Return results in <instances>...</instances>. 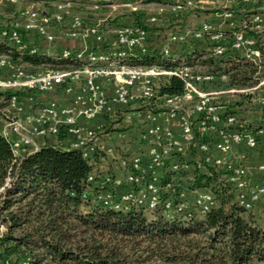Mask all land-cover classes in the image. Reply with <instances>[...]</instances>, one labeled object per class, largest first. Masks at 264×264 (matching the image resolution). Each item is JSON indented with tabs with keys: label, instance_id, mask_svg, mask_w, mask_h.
<instances>
[{
	"label": "trees",
	"instance_id": "1",
	"mask_svg": "<svg viewBox=\"0 0 264 264\" xmlns=\"http://www.w3.org/2000/svg\"><path fill=\"white\" fill-rule=\"evenodd\" d=\"M144 1L164 3V0ZM236 10L232 9L233 15L237 14ZM256 13H242L244 29L234 27L222 33L229 40L228 47L235 31L244 30L253 35L262 53L261 69L237 51L229 50L224 56L215 57L209 43L204 41L206 47L199 48L201 41H192V37L182 44L171 42L183 48L180 53L163 56V49L135 53L122 63L164 69L187 66L194 73L214 76L213 84L205 86L209 89L254 87L264 78V41L261 33L249 30L248 22ZM132 15L131 25L142 27L148 34L155 33L156 29L143 24L142 14ZM29 33L32 32L22 31L23 48L0 40V56H6L13 66L33 73L79 69L88 64L85 59L62 57L60 52L57 55L39 50L32 52L25 45ZM32 34L35 43L42 41ZM154 91L158 97L185 93L184 84L174 76L162 80ZM257 94L225 95L216 99L214 105L224 107L220 115L223 122L228 116L236 118L239 131H264L262 109L261 121H246L245 114ZM11 95L0 92V109L8 106ZM122 116L117 113L114 117H104L105 125L97 134L111 133V126L121 123ZM191 122L193 141L186 152L195 159L187 161L183 153L165 161L160 171V202L152 210L135 204L127 209H116L96 201L98 188L88 182L89 175H114L109 168L108 153L97 145L84 157L83 149L60 144L65 137L59 135L54 144L16 154L10 141L0 134V264H264L261 210L254 206L243 207L238 201L240 191L228 180V173L202 160L195 148L209 144V140L199 133L197 119L192 118ZM137 128L116 130L130 134V130ZM123 135L118 142H123ZM112 149L116 155L113 161L127 162L129 155L123 149L119 146ZM103 162H108L105 170L101 169ZM173 162L186 168L172 171ZM134 189L137 190V186ZM195 191L209 193L212 197V207L205 214L196 211L175 214L166 209L169 201L177 206L180 192L192 194Z\"/></svg>",
	"mask_w": 264,
	"mask_h": 264
},
{
	"label": "built area",
	"instance_id": "2",
	"mask_svg": "<svg viewBox=\"0 0 264 264\" xmlns=\"http://www.w3.org/2000/svg\"><path fill=\"white\" fill-rule=\"evenodd\" d=\"M109 0H96L89 4L93 12L100 10ZM135 1H128L123 7L131 12L138 11ZM250 0H235L239 4H247ZM16 3L17 0H10ZM215 0H207L214 3ZM191 3L177 4L171 7L173 11L182 12ZM59 14L55 17L43 15L35 11L32 6L23 12V22L14 23L10 27L0 26V40L12 44L16 48H23L22 31L32 32L47 43H54L56 35L50 30L51 23L61 21L68 14L67 5L57 2L55 5ZM164 12L158 6L157 15L147 20L152 25L158 21V15ZM224 17L233 20L232 12H225ZM109 15H105L97 24L86 26L80 15L70 17V26L67 35L76 38L79 35L93 36L98 48L87 55L83 51L64 48L60 51L62 57L85 59L87 65L79 69L66 71H40L30 72L22 67L13 66L6 56H0V92L12 93L8 106L0 109V134L8 139L13 151L23 153L36 149L35 136L62 135L69 141L72 148H81L84 157H88L94 150L97 132L102 128L84 129L79 120L92 121L99 115L114 117L122 113L123 123L141 125L139 141L145 147L143 155H137L127 162H122L124 167H129L123 177L108 173H92L88 182L96 185L98 194L95 199L103 206L116 209H127L130 205H137L146 210H152L160 202V171L165 161L172 155L183 154L193 141L192 118L197 119L199 133L205 135L209 131L216 134L215 143L210 146L203 143L195 149L202 160L207 164L225 167L229 175L228 180L239 189L238 201L245 208H251L260 199H264V186L248 187L247 173L244 168L232 167L225 164L222 155L232 148L244 144L247 150L254 151L260 148L264 151L263 130L256 133L239 131L236 118L228 116L223 122L220 115L224 107L214 105L219 97L232 94H257V104L264 111V78L251 88L209 89L206 85L213 84L215 78L212 74L194 73L187 66L174 69L162 67H140L122 63L128 56L135 53L146 54L145 42L148 33L138 25H127L114 29L113 42L107 45L103 41L102 24L107 22ZM262 18L260 15L252 16L251 31L258 32ZM232 25V24H231ZM233 26V25H232ZM256 28V29H255ZM208 34L205 37V34ZM206 41L211 45V52L215 57H222L228 51L240 52L243 57L252 61L259 69L262 68L263 58L257 47L253 35L244 30L235 31L228 47L225 36L213 26L204 22L200 28L187 34L173 33L170 41L176 44L186 43L188 38ZM32 52L35 49H30ZM163 56H169L170 50L164 48ZM179 78L184 84L185 93L182 96L158 97L155 87L170 77ZM223 80L225 77L222 78ZM113 85L111 95H107L102 87V82ZM78 83H82L77 87ZM61 93L69 102L60 105L56 101L42 104L38 113H29L23 117L26 105H32L33 96L48 93ZM188 106L189 109L183 106ZM131 112H123L125 110ZM179 116L181 139H174L172 129L159 123V118L168 123L170 119ZM37 123L38 128L32 124ZM120 136V135H118ZM112 152L109 148L105 150ZM217 154H214V153ZM182 166L173 162L170 169L179 172ZM259 168L264 170V165ZM137 186V190L134 187ZM124 189L123 191H120ZM193 197V203L187 202L188 196ZM212 197L209 193L195 191L192 194L180 192L178 204L173 206L171 201L165 204L166 209L173 213L196 211L203 215L212 207Z\"/></svg>",
	"mask_w": 264,
	"mask_h": 264
},
{
	"label": "crops",
	"instance_id": "3",
	"mask_svg": "<svg viewBox=\"0 0 264 264\" xmlns=\"http://www.w3.org/2000/svg\"><path fill=\"white\" fill-rule=\"evenodd\" d=\"M23 2V4L26 2V4H21L20 2ZM29 1V2H28ZM96 0H17L16 3L10 2V0H0V25H5V24H14V23H21L23 22V12L26 10L28 7L32 6V8L35 11L40 12L43 15H47L50 17H55L56 15L59 14V11L56 10L55 5L57 2H63L67 5V11L68 14L63 16V19L61 21H56L54 20L51 23L50 30L56 35L57 39L53 44H62V43H70L71 45L74 46V44H79V46H74V47H68V46H57L53 47L51 50V53L49 50H43L34 39L31 38V36H34V34L29 33L27 35L25 45L30 48V49H35L39 50L45 53H48L50 55H57L62 49L68 48L71 50L75 51H83L85 55H87L89 52H92L98 48V45L96 44L93 36L91 35H79L76 38H71L67 35V32L69 31V26H70V17L73 15H80L83 12H87V15L89 16H95L96 13L102 14V18L105 15H109L113 11H121L123 10L125 12H128L129 9L126 7H123V4L128 2V1H133V0H121V3H118V0H109L107 3L103 5V7L98 10V11H91L89 9V4L92 2H95ZM143 1V0H141ZM183 4L179 2V0L175 1L174 5L181 4L184 5L186 3H191V5L187 8L189 10H193L195 8L196 10H202L204 12H208L204 18L206 19L205 21H200V24H198V27L201 26L202 23L208 22L210 23L214 29L220 31V32H228L231 28L238 27L244 29L245 25L244 22L241 21V16L243 12H252V11H257L255 15H260L262 18L261 23L259 24V27L256 29L258 32L257 33H264V12L260 14L258 10H264V0H250L247 4H239L236 3L235 0H215L214 3H207V0H182ZM179 2V3H177ZM157 9L158 6H162L160 4H156ZM217 5V6H215ZM162 14H159V20L160 21H165V19H172L178 16L180 12L173 11L171 8V12L165 11ZM219 12L214 11L215 8H220ZM118 8H123V9H118ZM236 8V15H233V20L229 21L224 17L225 12H232V9ZM156 9V10H157ZM231 9V10H229ZM117 11V12H118ZM241 13V15H240ZM115 13H113L114 15ZM183 14V13H182ZM157 15V11L156 14ZM109 19V18H108ZM252 17H250V20L248 21L250 23V26L253 25L252 22ZM99 20L94 21H86L85 24L86 26L89 25H94L97 24ZM183 23L185 24V19H183ZM193 25H196V21H193ZM118 25H131L132 21L130 19H124L120 18L119 23H116ZM233 26H232V25ZM183 25V24H182ZM104 26V25H103ZM190 24L187 22L186 27H189ZM197 27V28H198ZM196 28V29H197ZM193 29L188 30L187 32H191ZM251 30V29H249ZM113 31L114 30H107L104 31L102 30L103 34V41L107 45H110L113 42ZM247 32V31H246ZM248 33V32H247ZM159 39V34L158 33H149L147 40L145 42V48L147 49V52H151L153 50H162L164 48H167L164 46V42L158 41ZM43 41V40H42ZM192 41H195L194 39ZM45 42V41H43ZM198 42V41H197ZM200 42V41H199ZM47 43V42H45ZM225 43L228 44L229 40L226 38ZM50 44V43H49ZM75 44V45H76ZM176 45V44H174ZM190 45V44H189ZM191 47V45H190ZM199 48H205L206 44L204 41L200 42V45H198ZM171 54H177L180 53L181 51L177 50H170ZM82 83H78L77 87L81 86ZM102 87L105 90L107 95H111L113 85L109 82H102ZM49 94V93H48ZM56 94V100L59 102L60 105H67L68 100L65 99L61 95V93H55ZM32 105H26L23 117L28 115L29 113H37L40 111V108H35L34 104ZM257 108H259L257 106ZM159 123L162 125L169 126L172 129L174 139H181V127H180V122H179V116H175L174 118L170 119L168 123H166L162 117L159 118ZM80 126H82L84 129H97V128H102L105 125V119L103 115H99L96 117V119L92 121H86V120H79ZM34 127L38 128L39 125L37 123L32 124ZM123 125V122H121V125ZM132 126H137V124L133 123L130 124ZM100 132V131H99ZM130 134L128 133H113V137L111 135L106 134L99 136V138L95 139V144L100 147L103 150H107L109 148L112 149V146L110 143L107 141L109 139L114 138L116 141H119V137L117 135H125L130 137L128 140V145L127 146H119L121 149L124 150V153H126L128 156V160L134 156L137 155H143L145 153V147L141 145L139 142V139L137 140L136 134H134V130L129 131ZM100 134V133H99ZM97 134V135H99ZM123 135V136H124ZM205 136L209 140V144L213 145L217 139L216 134L214 131H209L205 134ZM136 137V138H135ZM135 139L138 141V143L135 141ZM262 140L264 141V134L262 136ZM35 142L37 146H42V145H51L57 142V138L53 136H35ZM130 142V143H129ZM69 141L67 139H63L60 144L62 145H67ZM122 143V142H121ZM114 150L112 149V152L108 154L110 162V169L112 170L113 174L118 176V177H123L127 169L126 167H123V165L118 162V161H113L114 159ZM214 154H217L216 152ZM184 159L187 161H192L195 159V157L189 153L185 152L183 155ZM223 161L225 164H229L232 167H237L240 166L245 169L247 173V181H248V187H254V186H264V170H261L259 168L260 165H264V151L260 148H257L254 151L247 150L244 144H241L237 147H234L231 149V151L225 155H222ZM112 161V162H111ZM222 170H224V166L220 167ZM264 201V199H260L256 204L260 207L261 203Z\"/></svg>",
	"mask_w": 264,
	"mask_h": 264
},
{
	"label": "rangeland",
	"instance_id": "4",
	"mask_svg": "<svg viewBox=\"0 0 264 264\" xmlns=\"http://www.w3.org/2000/svg\"><path fill=\"white\" fill-rule=\"evenodd\" d=\"M30 1H34V0H30ZM175 1H177V0H164V3H161L160 5L165 7V11L171 12L170 8L172 6H174V3H176ZM179 2L183 4L182 0H179ZM179 2H177V3H179ZM20 3L23 4L22 1ZM118 3H121V0H118ZM24 4H26V2ZM135 5L139 6L137 13L142 14V17H143V21L142 22H143V24H147L146 23L147 20L150 17H152L153 15L156 14L157 6L155 5V3H147L144 0L143 1L136 0L135 1ZM215 6H217V5H215ZM118 9H123V8H118ZM219 9H221V7L220 8H215L214 11H218L219 12ZM194 10H195V8H193V10L187 9L186 11L183 12V14L181 13V15H180V13H179L178 16H176L175 18L165 19V21H160L159 17H158V21L155 24H152V25L147 24V26L153 27L154 29H156V31H154V32H157L159 34L158 41L164 42V46L167 47L169 50H171V49L173 51L177 50L178 52L182 51L183 48L181 46L174 45V44L171 43L170 35H171L172 32H175V31H182V32L186 33V31H188L190 29L197 28L198 24H200V21H205L206 20L204 18V16H206L208 14V12H204V11L199 10V9H197V10H199L200 12H193ZM229 10H231V9H229ZM117 11H113V12H111L109 14V19L107 20V22L102 24V27H101L102 30H104V31L111 30L112 31V30L117 28L116 25H118V24H116V23H119L120 18L131 19L134 16V15H132L133 12H131L130 10L128 12H125V13H123L124 12L123 10L118 11V12ZM258 12L260 14H262V12H264V10H260V11L258 10ZM113 13H115V14L113 15ZM80 16H81V18L84 21L86 20V21H94L95 22L96 20L102 19L103 15L96 13V15L92 17V16L87 15V12L86 13L83 12L82 14H80ZM183 19H185V21H186L185 24L183 23L184 22ZM193 21L197 22V23H195L196 25H193L194 24ZM187 22L190 24L189 27H186ZM261 34H262L261 35V39H262V41H264V33H261ZM37 44L43 50H49L50 53L52 51L51 49L53 47H57V46H60V47L61 46H68V47L79 46V44H76V43H75L76 45L74 44V46H73L69 42L68 43H62V44H58V43L57 44L56 43L55 44H53V43L49 44V43H45L43 41H38ZM263 46H264V44H263ZM33 99H34V102L36 101V103L34 104V107L35 108H40V106H42V104L45 103V102L56 101V94L53 93V92L49 93V94H43V95L37 94V95L33 96ZM253 100L254 101L252 102L251 106L248 108V110H247L245 115H246V121L247 122H254L255 123V122L261 121L260 117H261V112L262 111H261V107H259V105L257 104V97L254 98ZM257 106L259 108H257ZM183 107L186 108V109H189L188 106L184 105ZM129 111L131 112L132 110H130V109L127 110V112H129ZM120 114H122V113H120ZM120 125H121V123L114 124V125L111 126L112 132L109 133V135H111V137L114 136V135H112L113 133H117V134L120 133V130H116V129H125V130H123V132H124V131H127V129L130 126H132L129 123H126V122L123 123L122 126H120ZM137 126H138V128L136 129L137 131L135 130L134 134H136L137 138L136 137L135 138L138 140L139 139V135H140L139 133L142 131L143 128L141 127V125H137ZM102 135H106V134H102ZM102 135H97L96 138H99V136H102ZM118 137H120V136H118ZM123 137H125V135ZM129 139H130V137L126 136L125 138H123V142L121 141L122 143L116 141L114 138L109 139L107 141L110 143V145H112L114 147H118L120 145L121 146H127ZM136 139H135V141L138 143V141ZM113 156L116 157V155H114V154H113ZM107 165H108V162H103L101 169L105 170V168L108 167ZM187 202L189 204L193 203V197L191 195L188 196ZM253 206H254L255 209L261 210V212H262V214L264 216V201L261 203L260 207L257 204H254ZM0 230H1V228H0Z\"/></svg>",
	"mask_w": 264,
	"mask_h": 264
}]
</instances>
